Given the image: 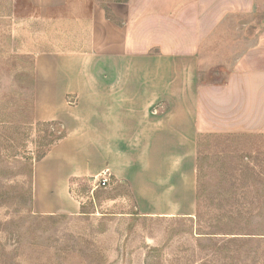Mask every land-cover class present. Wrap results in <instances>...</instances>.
Here are the masks:
<instances>
[{"label": "crops", "instance_id": "1", "mask_svg": "<svg viewBox=\"0 0 264 264\" xmlns=\"http://www.w3.org/2000/svg\"><path fill=\"white\" fill-rule=\"evenodd\" d=\"M28 3L29 21L57 39L34 52L38 100L61 108L40 117L66 128L38 211L82 213L74 182L90 180L115 209L191 215L201 137L264 134V0Z\"/></svg>", "mask_w": 264, "mask_h": 264}, {"label": "rangeland", "instance_id": "2", "mask_svg": "<svg viewBox=\"0 0 264 264\" xmlns=\"http://www.w3.org/2000/svg\"><path fill=\"white\" fill-rule=\"evenodd\" d=\"M32 10L28 0H0V264H264V134L201 137L191 215H142L130 200L114 214L90 180L74 182L82 213L36 209L66 128L40 117L61 108L38 100L34 52L57 39L29 21Z\"/></svg>", "mask_w": 264, "mask_h": 264}, {"label": "built area", "instance_id": "3", "mask_svg": "<svg viewBox=\"0 0 264 264\" xmlns=\"http://www.w3.org/2000/svg\"><path fill=\"white\" fill-rule=\"evenodd\" d=\"M107 176H108V174H107V171H104L103 173H102V175H100V179H99V182H98V184H100V185H102V186H105V185H107Z\"/></svg>", "mask_w": 264, "mask_h": 264}]
</instances>
